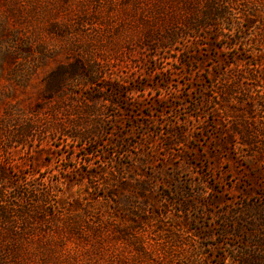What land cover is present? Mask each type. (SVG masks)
<instances>
[{"label": "rangeland", "instance_id": "1", "mask_svg": "<svg viewBox=\"0 0 264 264\" xmlns=\"http://www.w3.org/2000/svg\"><path fill=\"white\" fill-rule=\"evenodd\" d=\"M0 264H264V0H0Z\"/></svg>", "mask_w": 264, "mask_h": 264}, {"label": "trees", "instance_id": "2", "mask_svg": "<svg viewBox=\"0 0 264 264\" xmlns=\"http://www.w3.org/2000/svg\"><path fill=\"white\" fill-rule=\"evenodd\" d=\"M225 12H222V11H219L218 13H217V18H220V17H225Z\"/></svg>", "mask_w": 264, "mask_h": 264}]
</instances>
